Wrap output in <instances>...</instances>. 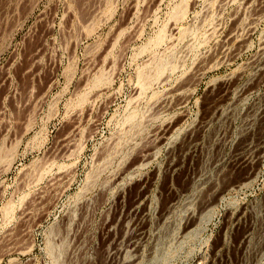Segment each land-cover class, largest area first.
<instances>
[{"label":"rangeland","instance_id":"rangeland-1","mask_svg":"<svg viewBox=\"0 0 264 264\" xmlns=\"http://www.w3.org/2000/svg\"><path fill=\"white\" fill-rule=\"evenodd\" d=\"M0 264H264V0H0Z\"/></svg>","mask_w":264,"mask_h":264},{"label":"bare ground","instance_id":"bare-ground-1","mask_svg":"<svg viewBox=\"0 0 264 264\" xmlns=\"http://www.w3.org/2000/svg\"><path fill=\"white\" fill-rule=\"evenodd\" d=\"M178 7H179V6H178ZM180 7H181V8H180ZM180 7H179V12H180V13L178 14V12L176 11L177 14H178V16H180L181 13L183 14L184 11H185L184 9L186 8V7L184 8L183 5H181ZM177 10H178V9H177ZM162 38H163V36L160 35V36H158V39H157V40L161 41L160 39H162ZM163 61H164V60H163ZM163 61H162V63H163ZM165 62H166V61H165ZM160 63H161V62H160ZM166 63H167V62H166ZM166 63H163V64L166 65ZM159 65H160V64H159ZM161 65H162V64H161ZM165 67H166V66H165ZM157 68H158V66H157ZM159 68H160V66H159ZM159 68H158V70H159ZM161 68H163V67L161 66ZM163 69H164V68H163ZM163 69H162V71H164ZM161 73H162V72H161ZM161 73H160V70H159V74H161ZM194 75H195V74H193V76H194ZM97 76H98V75H97ZM97 76H96V78H97ZM102 76H103V74L98 78V81L102 82V80H103V78H104V77L102 78ZM194 78H195V76H194ZM194 78H193V77H192V78L190 77L191 82H192V80H193ZM149 79H150V77H149ZM188 79H189V78H188ZM145 82H146V81H145ZM188 83H189V81H188ZM143 85H147V84L143 83ZM160 104H161V103H160ZM160 104H159V105H160ZM159 105H158V106H159ZM162 105H163V104H162ZM159 107H160V106H159ZM131 117L133 118V116H131ZM134 117H135V116H134ZM75 120H76V119H75ZM71 122H73V123H71V124L73 125L74 128L77 127L76 125H78V124H74V123H77V122L74 121V119H73ZM74 125H75V126H74ZM71 129H72V128H71ZM166 133H167V132H166ZM162 134H163V133H162ZM164 135H165V134H163V138H164ZM161 136H162V135H161ZM165 136H166V135H165ZM65 139H66V138H65ZM67 140H69V139H67ZM65 141H66V140H65ZM67 143H68V142H67ZM67 143H66V144H67ZM68 144H69V143H68ZM68 146H69V145H68ZM147 153H150L149 150H148ZM145 154H146V153H145ZM143 157H144V155H143ZM113 252H114V251H113ZM110 254H112V253H110Z\"/></svg>","mask_w":264,"mask_h":264}]
</instances>
